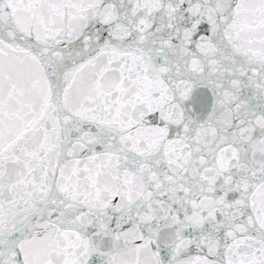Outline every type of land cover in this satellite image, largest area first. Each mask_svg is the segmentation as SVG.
Wrapping results in <instances>:
<instances>
[{
    "label": "snow or ice",
    "instance_id": "6c2138e0",
    "mask_svg": "<svg viewBox=\"0 0 264 264\" xmlns=\"http://www.w3.org/2000/svg\"><path fill=\"white\" fill-rule=\"evenodd\" d=\"M0 264H264V0H0Z\"/></svg>",
    "mask_w": 264,
    "mask_h": 264
}]
</instances>
